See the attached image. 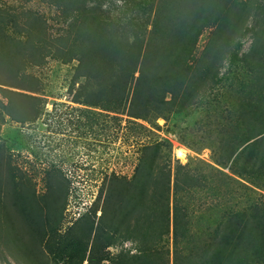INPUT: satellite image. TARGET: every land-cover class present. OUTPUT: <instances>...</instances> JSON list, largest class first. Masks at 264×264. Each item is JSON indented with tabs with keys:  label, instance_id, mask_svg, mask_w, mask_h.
I'll use <instances>...</instances> for the list:
<instances>
[{
	"label": "trees",
	"instance_id": "1",
	"mask_svg": "<svg viewBox=\"0 0 264 264\" xmlns=\"http://www.w3.org/2000/svg\"><path fill=\"white\" fill-rule=\"evenodd\" d=\"M2 1L0 90L8 101L0 102V126L7 117L24 126L33 124L46 111L39 92L42 81L30 68L49 60L76 62L68 90L81 107L54 102L55 111L79 110L85 127L92 130L97 122L117 136L124 133L140 151L130 178L104 171L96 199L65 230L58 226L62 215L54 204L61 193L63 204L69 195L65 186L71 180L61 163H48L53 198L46 206L36 194L32 199L31 194L23 196L15 181V204L30 238L24 246L27 264H39L35 246L39 248L47 233L55 264H264V189L252 196L259 202L250 201L228 211L224 221L217 220L211 236L196 235L186 195L206 187L209 178L190 163H175L172 141L157 122L187 111L210 82L227 83L219 68L224 58L244 70L242 84L247 85V75L264 62V0H37L55 8L54 15L22 3L4 8L7 1ZM253 14L257 23L244 27ZM206 28L211 37L199 50ZM247 30L256 43L242 53ZM241 101L245 108L230 114V126L222 123L221 133L235 139L220 141L216 165L208 164L251 192L264 185V84L257 98L243 95ZM1 205L0 215L7 211ZM5 219L17 233L12 213ZM34 221L47 228L36 232L30 227ZM125 241L134 243L136 251L122 248L112 254L111 247Z\"/></svg>",
	"mask_w": 264,
	"mask_h": 264
},
{
	"label": "rangeland",
	"instance_id": "2",
	"mask_svg": "<svg viewBox=\"0 0 264 264\" xmlns=\"http://www.w3.org/2000/svg\"><path fill=\"white\" fill-rule=\"evenodd\" d=\"M5 1L7 2L3 5L4 8L12 9L22 3L49 15L55 13V8L37 0L26 4L18 0L2 2ZM256 23L253 14L248 17L244 27H253ZM215 26L216 24L210 27L214 29ZM261 26L262 24L256 25V27ZM57 28L60 27H52V29ZM211 29L206 28L200 35L199 50H203L208 45ZM262 42L259 40L258 43ZM255 43L254 33L249 30L244 31L241 52L251 51ZM75 65L76 62L65 64L58 60H49L42 66L30 68L29 71L42 81L39 92L46 100V111L44 110L42 118L33 124L24 126L7 117L6 122L0 126V204L7 210L0 215V264H27L24 258L26 256L24 246L30 238L25 232L27 221L24 217L21 218L19 208L15 204L19 198L15 197L13 185L15 181L16 184H20L18 187L21 192H25L22 193L23 196L31 194L30 199H32L33 194H36L45 201L46 206L48 199L53 198L49 184L51 178L47 173L48 163L51 161L61 163L66 176L71 180L65 186L69 195L63 204L61 193L54 204L57 207L55 211L62 215L58 226L65 230L87 211L96 199L104 171L108 173L115 171L130 178L138 164L139 145L132 137L124 136V133H119L117 136L116 132L110 129L103 130L97 122L93 123L92 130L85 127L81 123V116L85 115H81L79 110L59 106L58 108H61L55 111L54 102H66L74 107H81L72 102L68 90ZM219 68L220 76L226 73V78L229 79L227 83L223 81L211 84L210 82L200 89V95L193 99L194 104L187 111L173 114L169 121L164 118L157 120L161 125L162 135L172 141L175 163L177 161L184 165L190 163L196 172L209 178L205 180L206 187L195 189L188 196L186 195L197 229L196 235L211 236L218 223L217 220L227 217L229 215L227 212L232 209L239 210L248 206L250 201L257 202L258 200H253L252 196L257 198L258 193L261 192L260 188L264 189V185L255 186L256 191L250 192L240 183L224 176L225 174L218 173L219 170L211 168L208 164L216 165L213 158L221 150L218 145L220 141L229 142L235 139L231 134L221 133L222 123H226V127H229L230 114L232 112L238 114L245 108V104L241 101L243 95H246L247 99L259 96L264 84V62L256 72L247 75L248 83L244 85L245 87L242 84L245 79L244 70L231 65L227 58H224ZM259 69L260 73H258ZM231 82H234V86H230ZM7 101L0 90V102ZM1 107L0 103V112ZM179 149L183 150V156L179 155ZM10 167L14 169L10 170ZM221 169L228 175H234L229 168ZM11 174H14L13 181ZM233 194L237 196L236 199L235 196L231 198ZM10 212L17 233L12 232L11 222L5 219L6 213ZM201 214L205 217L198 222ZM35 222H32L30 227L35 228L36 232H42L44 227L47 228ZM30 234L34 243L39 244V239L35 238L31 231ZM41 242L39 248L35 246V250L39 253L36 258L39 264H55L54 254L51 252L54 247L51 233H47ZM172 245L171 240V248ZM135 247L131 241L118 242L111 247V251L112 254H116L122 248H126L135 252ZM171 258H173L172 253Z\"/></svg>",
	"mask_w": 264,
	"mask_h": 264
},
{
	"label": "bare ground",
	"instance_id": "3",
	"mask_svg": "<svg viewBox=\"0 0 264 264\" xmlns=\"http://www.w3.org/2000/svg\"><path fill=\"white\" fill-rule=\"evenodd\" d=\"M178 151H179V155H180V156H183V155H184V152H183L182 149H179Z\"/></svg>",
	"mask_w": 264,
	"mask_h": 264
}]
</instances>
